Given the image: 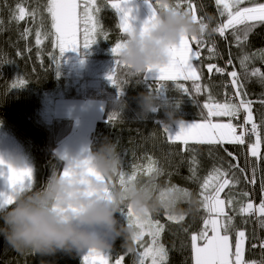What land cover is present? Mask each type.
Listing matches in <instances>:
<instances>
[{
  "label": "trees",
  "instance_id": "trees-1",
  "mask_svg": "<svg viewBox=\"0 0 264 264\" xmlns=\"http://www.w3.org/2000/svg\"><path fill=\"white\" fill-rule=\"evenodd\" d=\"M111 2L112 0H97L101 6V11L97 14L99 30L107 35V39L103 34L98 35L97 42L90 48L65 52L60 61L53 63L49 53L59 56V50L53 48L51 36L43 39L45 34L52 31L51 18L46 8L48 0H0V128L8 136L14 137L32 158L35 182L25 192L32 194L42 190L53 174H62L64 169V162L59 159L60 155L56 150L72 134L75 123L71 118L56 117V102L105 101L103 117L91 123L92 129L95 126L91 134V151L99 148L106 140L116 145L119 155L118 175L110 182L117 186L120 185L123 172L125 179L134 175L133 182L151 187L152 195L157 199L162 190L173 186L186 189L192 194L190 199L183 198L175 204L177 215L184 214L183 220H169L163 209L157 214H151V218L164 225L159 242L167 251L166 264H194L190 235L202 228V218L206 216L203 206L197 203L202 199L199 196L200 183L214 167L228 169L230 162L235 163L224 151L226 148L239 157L240 166L247 168L249 176L251 169L256 168V184L247 183L241 176L240 184L225 187L220 194L221 198L226 199L231 195L238 202L250 200L258 207L264 199V193L260 191L264 160L252 157L247 144L219 146L192 141L185 145L180 141L170 140L163 125L169 122L170 115L176 121L204 120L207 109L203 105L210 96L217 102H223L231 95L227 79L215 69L208 72V65L221 66L220 59L227 62L229 58L232 60L229 69L238 72L243 91L247 93L244 98L253 101L254 121L261 124L264 105L260 100L264 98V83L260 82L258 76H245L240 66V57L242 52L254 55L247 62L249 72L253 67L264 72V60L260 58V53L264 51V24L257 25L241 47L237 46L231 29L226 33V38L217 36L212 31L206 32L202 38V48L198 49L196 42H192L193 47L201 53L200 58L195 60L200 75L197 81L201 87L200 93L195 92L191 80H144V75L130 77L125 69L117 68L118 82H123L120 85L123 89L121 95L118 94L120 89L115 88L107 79L118 58L110 50L117 42L126 38L119 28V15L111 8ZM152 2L157 5L159 12V0ZM245 2L248 4L249 0ZM177 3L180 4L178 10L181 11H190L188 4L192 3L198 21L205 14L209 26L214 28L226 19L219 15L215 0H171L172 7ZM18 6L29 11L35 10V18L27 15L24 20H17L15 17L18 15ZM209 17H212L211 21ZM26 28L30 30L27 36L24 35ZM37 31L42 34L41 45L35 42ZM213 37L217 41L218 50L210 53L208 48L214 42ZM177 84L190 89L191 94H185ZM160 85L158 90L155 89ZM149 91L157 98L158 110L143 119L139 116L137 97L140 93ZM122 104H126V107L121 108ZM113 112H116V118L108 121V116ZM173 126L174 123L170 124L168 129ZM260 152L264 155V144L261 145ZM149 167L159 169L160 174L149 172ZM191 167L197 168V179L191 178ZM237 175H240L239 172ZM242 191H247L249 196L239 195ZM193 199L196 201L195 206ZM238 208L239 203L235 205V209ZM226 212L234 216L235 228L245 231V262H258L260 257L257 246L264 241V227L259 222L262 218L258 216L257 223L251 215H239L230 206H226ZM117 219L121 225L127 223L126 216L121 212L117 214ZM230 238L235 240V232H232ZM150 243L151 237L145 235L139 244H135V251L129 253L121 247L122 240L117 239L107 252L109 264H114L118 256L124 257L122 264H138V253L144 250L141 245ZM85 254L58 253L55 256L41 257L30 252H17L0 237V264H84ZM145 264H151V261L146 260Z\"/></svg>",
  "mask_w": 264,
  "mask_h": 264
},
{
  "label": "snow or ice",
  "instance_id": "snow-or-ice-1",
  "mask_svg": "<svg viewBox=\"0 0 264 264\" xmlns=\"http://www.w3.org/2000/svg\"><path fill=\"white\" fill-rule=\"evenodd\" d=\"M149 4L151 9V15L145 20L140 27L141 30H146L151 21L158 13V7L152 2V0H145ZM131 0H120L115 2L112 0L111 8L119 15V28L127 36L129 33L135 30L132 21L135 17L132 15L133 9L129 6ZM219 15L226 19L221 21L215 28H212V32H218L221 37L226 38L228 30L231 31L238 47H241L247 40L249 33L260 24H264V0H249L246 4L245 0H215ZM167 7V6H164ZM180 4L175 5V9H179ZM47 13L51 18L50 33L44 35L43 39L51 36L54 49L59 50V56H56L53 52L49 53L50 59L53 63L60 61V58L65 52L77 51L78 49H88L97 42V36L103 33L100 32V21L97 18V14L101 11V6L97 3V0H48ZM161 5L159 4V9ZM190 13L195 20H197L194 14V5L188 4ZM17 20H24L27 15L35 18L36 11H29L23 6H18ZM211 21L212 17L208 18ZM198 21V20H197ZM203 24V21H198ZM203 31V27H202ZM30 30L25 29L24 35L27 36ZM36 44L41 45L43 42L42 34L40 31L36 32ZM105 39L107 35L103 34ZM125 39L117 42L114 47L111 48V52L114 56H119V51ZM191 42H196L198 49L204 46L202 39L194 38H182L181 42L171 50L170 62L164 66L153 70L152 68L144 74L143 79H148V74L157 73L155 81H181L191 80L193 82V88L196 93L201 92V87L197 83L200 79L198 69L194 66L193 61L200 58V51L193 50L190 47ZM213 47L208 48L210 53L213 52ZM253 56L242 52L240 57V66L244 70L245 76L259 77L260 82L264 83V72H261L259 68L253 67L251 71L248 70L247 62L253 59ZM260 58L264 60V51L260 53ZM228 64L232 63L231 58L227 61ZM59 66V63H57ZM117 68L125 69L120 64L119 59L115 60L114 67L107 79L115 88H119L118 94H123V89L120 87L121 83L117 79ZM213 69L217 73L223 74L226 69L218 67L215 64L208 65V72H212ZM231 77V85L236 89L232 94L233 98H226L223 102L215 101L211 96L208 102L203 105L207 109V116L204 118L203 123H195L189 127L180 125V131L178 134H169L168 127L165 126L164 131L168 133V139L176 140L188 144L190 140L197 143L219 145L225 144L231 145H245L247 141V148L250 155L254 158L264 160V155H261V145L264 144V119L261 124H257L253 119V101L245 99L247 93L243 91V83L241 82L238 72L232 70L228 72ZM156 87L155 89H159ZM185 94L190 95L191 90L183 87V85L177 84ZM235 97H240L239 102L235 101ZM260 103L264 105V98L260 100ZM244 115L241 119V112ZM211 117H229L228 122H213ZM116 118V112L111 113L108 116V121H113ZM233 119H238L241 122L239 124L233 123ZM250 125V127H249ZM254 137V140L252 139ZM224 151L235 163H229L228 169L214 167L211 172L200 183L199 196L202 199L197 203L202 205L206 216L202 218V228L199 231L190 235L191 249L193 252L194 264H245L242 259L243 244L246 239L245 231L236 229L233 225L234 216L225 211L226 206L233 207L239 215H251L253 211L258 213L262 219L259 221L261 227H264V199H262L258 207L254 208V204L250 200L238 202L231 195H228L226 199H222L220 193L225 187H236L240 184V177L243 176L244 180L252 185L256 184V168L251 169V176H249L246 167H241L239 163V157L226 148ZM247 163V161H246ZM7 168V183L10 186V191L7 193H0V210H4L7 206L14 202L11 191L18 189L21 192H27L31 189L33 183V172L30 168H12L5 165L3 160H0V169ZM149 172L155 171L160 174V170L149 167ZM193 179H197V168H190ZM239 172L240 175H237ZM3 175V173H0ZM62 175H69V169L64 167ZM135 176H129L125 179L123 172L120 176V185H125L129 182H133ZM260 191L264 193V176L260 181ZM191 193L186 189H180L175 186L165 188L160 192L159 201L164 204L165 214L167 218L172 221L179 222L184 219V214H170L167 211L168 205L177 203L178 200L183 198H191ZM239 195L248 197L247 191H242ZM239 203V208L235 209V205ZM121 213L127 218L129 226L136 229L135 244H139L145 235L151 237L150 245H141L144 249L138 253V264H145L146 260H150L151 264H166L167 251L163 244L159 242L161 232L164 230V225L159 220L153 221L151 215L146 218L136 217L130 208L121 209ZM235 232L234 245L230 241V235ZM202 242V243H201ZM234 247V251H233ZM92 258H96L93 260ZM124 257L118 256L114 264H122ZM110 257L104 253L96 251H88L83 255L84 264H109Z\"/></svg>",
  "mask_w": 264,
  "mask_h": 264
},
{
  "label": "clouds",
  "instance_id": "clouds-1",
  "mask_svg": "<svg viewBox=\"0 0 264 264\" xmlns=\"http://www.w3.org/2000/svg\"><path fill=\"white\" fill-rule=\"evenodd\" d=\"M159 2L161 10L147 29L135 28L119 51V62L130 77L138 78L150 68L166 66L171 50L182 38L199 40L209 31L207 23L202 24L190 13L175 9L171 0ZM156 99L151 91L139 94L141 118L146 119L158 110ZM172 123L179 121L170 115L169 122L163 126ZM59 159L69 169V175L53 174L42 190L32 194L18 189L11 191L14 202L0 210V237L17 252L41 257L88 251L105 253L117 239L122 240L121 247L134 252L136 229L128 223L121 225L117 214L130 208L136 217L146 218L162 209L165 211L166 206L152 195L151 187L136 182L119 186L110 182L118 175L119 155L116 145L107 140L87 154H62ZM0 160L12 168L20 167L16 157H0ZM192 203L195 206V199ZM167 211L178 213L173 205H168Z\"/></svg>",
  "mask_w": 264,
  "mask_h": 264
},
{
  "label": "rangeland",
  "instance_id": "rangeland-1",
  "mask_svg": "<svg viewBox=\"0 0 264 264\" xmlns=\"http://www.w3.org/2000/svg\"><path fill=\"white\" fill-rule=\"evenodd\" d=\"M142 2H137V0H131L130 7L135 5H141ZM148 12L147 9H142L143 15ZM197 17V14L194 12ZM145 20L149 17L144 15ZM142 23L144 22L143 19ZM198 20V18H197ZM190 47L195 51L193 43H190ZM111 52V50H110ZM112 53V52H111ZM195 66V60L193 61ZM154 73V72H153ZM153 73L148 74L151 75ZM150 78V77H148ZM106 102L103 100H82V101H72V100H60L56 102L55 114L58 118H71L73 119L75 126L72 134H70L66 139H64L57 148V153L59 155H78L81 153L87 154L91 152L90 143H91V134L94 130L92 129L91 123L93 121L101 119L103 117V110L105 109ZM254 116V114H253ZM213 122H223L222 120H229L227 117H215L210 118ZM222 119V120H221ZM204 120L196 121L195 123H203ZM183 124L186 126L185 122H179L176 124L178 131H180V125ZM192 141V140H190ZM189 141V142H190ZM22 145L14 138L8 136L2 128H0V157H16L20 160L19 168H30L33 172L34 180V167L32 158L27 154ZM0 193H7L10 191V186L7 183V168L0 169ZM226 211V207H225ZM246 237V236H245ZM202 243V242H201ZM246 252V239L243 244L242 250V259L245 258ZM107 255V252L104 253ZM95 260L96 258H92ZM245 262V261H244Z\"/></svg>",
  "mask_w": 264,
  "mask_h": 264
},
{
  "label": "crops",
  "instance_id": "crops-1",
  "mask_svg": "<svg viewBox=\"0 0 264 264\" xmlns=\"http://www.w3.org/2000/svg\"><path fill=\"white\" fill-rule=\"evenodd\" d=\"M137 2H142V4L141 5H135V6L131 7L133 9L132 15L135 17V19H134V21H132V23H133V26L135 28H140L142 26V24H143L141 19H143V21H145L144 15H147L149 17L151 15V9L149 7V4L146 3L145 0H137ZM142 9H147L148 12L143 15ZM156 76H157V73L154 72L153 74L149 75L148 77H150L151 79H155ZM211 118H215V117H211ZM227 118H229V117H227ZM234 120H236V119H233V121H232L233 123H235ZM222 121L225 122V123L228 122V120L227 121L222 120ZM179 122H185L187 127L195 124V122H193V121H179ZM176 124L177 123H174V126L169 130V133L171 135H175V134H178L179 133L178 129L175 128L176 127ZM190 142H192V141H190ZM33 167H34V165H33ZM34 179H35V169H34ZM34 182H35V180H33L32 186H33ZM230 241L234 245L235 240L232 241V239L230 238ZM233 251H234V247H233ZM245 254H246V252H245ZM244 261H245V258H244ZM245 264H251V263H246L245 262Z\"/></svg>",
  "mask_w": 264,
  "mask_h": 264
},
{
  "label": "bare ground",
  "instance_id": "bare-ground-1",
  "mask_svg": "<svg viewBox=\"0 0 264 264\" xmlns=\"http://www.w3.org/2000/svg\"><path fill=\"white\" fill-rule=\"evenodd\" d=\"M202 21L204 22V23H208L207 22V17H206V15L204 14L203 15V18H202ZM209 25V24H208ZM212 28H214V27H212V26H209V31H211V29ZM215 35H217V36H220L219 35V33L218 32H213ZM215 37V36H214ZM213 37V38H214ZM213 45H214V49L213 50H218V45H217V41L215 40V38H214V42L212 43V45L211 46H209V48L210 47H213ZM221 57V56H220ZM221 60V62H222V64H221V66H219L218 65V67H223V68H225L226 69V72L225 73H223V74H220V73H218L220 76H222V77H225L226 79H227V82H228V84H229V87H230V89H231V91H232V93H231V95H229V99H232L233 98V93L236 91V89L234 88V87H232V85H231V77L228 75V72H230V71H232V70H230L229 69V67H230V64H228L227 62H225V61H223L222 59H220ZM235 99V101L238 103L239 102V99H240V97H235L234 98ZM243 115H244V113H243V111L241 112V119H242V117H243ZM253 119H254V116H253ZM234 122H235V124H239L241 121L240 120H238V119H236V120H234ZM246 144H247V141H246ZM245 144V145H246ZM255 207H257L256 205H254V208ZM251 216L255 219V221L258 223V213H256L255 211H253V213L251 214ZM264 242H260L259 244H258V246H257V250L259 251V257H260V259H258L259 261H263V258H264ZM258 261V262H259ZM257 262H255L254 264H256ZM264 263V262H263Z\"/></svg>",
  "mask_w": 264,
  "mask_h": 264
},
{
  "label": "built area",
  "instance_id": "built-area-1",
  "mask_svg": "<svg viewBox=\"0 0 264 264\" xmlns=\"http://www.w3.org/2000/svg\"><path fill=\"white\" fill-rule=\"evenodd\" d=\"M208 24V23H207ZM264 245V244H263ZM256 264H263V261L261 260V261H259V262H257Z\"/></svg>",
  "mask_w": 264,
  "mask_h": 264
}]
</instances>
